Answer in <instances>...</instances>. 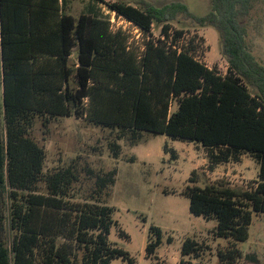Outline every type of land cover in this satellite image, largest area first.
Masks as SVG:
<instances>
[{
  "label": "trees",
  "instance_id": "16d2710c",
  "mask_svg": "<svg viewBox=\"0 0 264 264\" xmlns=\"http://www.w3.org/2000/svg\"><path fill=\"white\" fill-rule=\"evenodd\" d=\"M93 1L137 26L142 46L113 31L98 8L76 17L67 0H0V264H136L110 239L117 222L106 198L116 168H88L95 188L85 198L74 191L79 172L73 164L44 173L46 152L32 131L39 119L48 127L61 117L85 118L115 132L109 143L115 159L119 142L136 145L142 132L201 146L211 171L250 156L259 172L249 188L237 190L224 179L201 187L194 170L184 190L190 212L216 220L214 237L228 241L218 250L220 264H237L238 243L248 240L254 213H264V65L247 46L243 25L255 0H212L202 17L183 2ZM174 22L215 28L227 73L198 60L197 36L186 39ZM164 152L177 157L167 145ZM42 181L46 193L38 191ZM162 239L152 225L147 259L158 258ZM206 249L188 238L181 256L197 259Z\"/></svg>",
  "mask_w": 264,
  "mask_h": 264
},
{
  "label": "rangeland",
  "instance_id": "374dc122",
  "mask_svg": "<svg viewBox=\"0 0 264 264\" xmlns=\"http://www.w3.org/2000/svg\"><path fill=\"white\" fill-rule=\"evenodd\" d=\"M114 1L117 0H109ZM126 1H148L156 6L183 2L193 14L200 17L206 16L212 8V0ZM89 6L90 0H69V12L76 17L86 12ZM99 9L104 16L109 10L106 5ZM243 25L247 46L264 65V0H255ZM173 28H184L186 39L197 36L195 57L210 68H216L218 73H227L228 61L222 55L220 35L215 28L185 27L175 22ZM153 33L159 37L161 28L154 27ZM32 136L46 152L45 174L55 173L71 164L76 167L79 181L74 185V191L79 198L89 197L95 188V177L87 172L88 168L96 173L117 169L116 182L110 187V195L106 198L107 205L115 208L114 219L117 222L112 228L110 239L128 251L136 264H181V259L184 264H220L218 250L225 248L228 241L214 237L216 220L207 221L190 212V201L184 190L189 184L191 173L196 171L201 187L224 179L237 190L249 188L258 178V164L248 155H243L238 163L222 164L211 171L207 152L201 146L148 132H142L139 143L133 146L127 140L120 141L121 156L115 159L109 146L115 132L85 118L61 117L52 120L48 127H44L39 119ZM166 145L175 150L176 159L164 152ZM38 191L46 193L44 181L39 183ZM152 225L163 232L162 244L157 250L158 258L153 261L146 258L149 228ZM121 231L129 238L121 237ZM170 237L172 243L168 242ZM188 238L204 242L210 249H206L197 259L182 257V245ZM238 248L242 258L237 264H264V213H254L249 238L239 242ZM111 264L128 263L115 259Z\"/></svg>",
  "mask_w": 264,
  "mask_h": 264
},
{
  "label": "built area",
  "instance_id": "2783aa9c",
  "mask_svg": "<svg viewBox=\"0 0 264 264\" xmlns=\"http://www.w3.org/2000/svg\"><path fill=\"white\" fill-rule=\"evenodd\" d=\"M106 15L109 17L111 29L113 31H123L130 36L131 43L134 42L136 45L142 46L144 42V35L137 26L124 17L117 15L114 11L108 10Z\"/></svg>",
  "mask_w": 264,
  "mask_h": 264
},
{
  "label": "crops",
  "instance_id": "0c3cea01",
  "mask_svg": "<svg viewBox=\"0 0 264 264\" xmlns=\"http://www.w3.org/2000/svg\"><path fill=\"white\" fill-rule=\"evenodd\" d=\"M67 6H68V12H69V0H67ZM101 6H102V4H99V3L94 2L93 0H90V7L91 8L93 7L95 9H97V8L99 9ZM231 179H233V178H231Z\"/></svg>",
  "mask_w": 264,
  "mask_h": 264
}]
</instances>
